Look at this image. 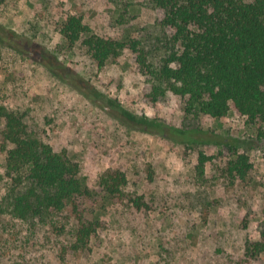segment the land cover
Listing matches in <instances>:
<instances>
[{
	"label": "rangeland",
	"instance_id": "374dc122",
	"mask_svg": "<svg viewBox=\"0 0 264 264\" xmlns=\"http://www.w3.org/2000/svg\"><path fill=\"white\" fill-rule=\"evenodd\" d=\"M144 1L6 0L0 8V105L24 113L29 131L80 165L89 191L77 201L104 225L73 251L69 212L31 236L0 214V264H234L260 239L264 124L234 111L219 121L189 116L185 99L172 94L152 102L135 54L126 49L99 68L61 34L76 15L100 36L139 37L164 17ZM235 151L250 159L245 178L229 173ZM202 153L213 158L205 170ZM107 169L127 175L121 200L99 185ZM10 176L0 144V197ZM250 264H264V255Z\"/></svg>",
	"mask_w": 264,
	"mask_h": 264
},
{
	"label": "trees",
	"instance_id": "16d2710c",
	"mask_svg": "<svg viewBox=\"0 0 264 264\" xmlns=\"http://www.w3.org/2000/svg\"><path fill=\"white\" fill-rule=\"evenodd\" d=\"M144 2L163 10L164 17L144 27L139 37L100 36L76 15H67L61 34L70 48H85L99 68L119 60L126 49L135 54L145 96L152 102L172 94L185 99L189 116L219 121L234 111L248 124H264V0ZM5 3L0 0V8ZM0 119L4 120L0 144L11 175L0 197V214L10 215L31 236L50 217L69 212L76 223L69 247L85 250L104 225L100 219H88L77 201L89 191L80 165L29 131L21 111L0 105ZM212 159L201 154L202 170ZM251 167L248 155L238 151L228 164L229 173L239 178H245ZM98 182L110 200L125 197L123 170L107 169ZM262 255L264 227L260 239L247 242L244 255L234 264H250Z\"/></svg>",
	"mask_w": 264,
	"mask_h": 264
}]
</instances>
